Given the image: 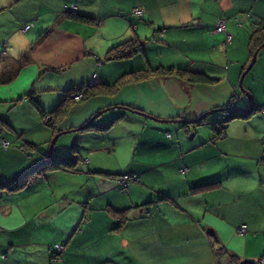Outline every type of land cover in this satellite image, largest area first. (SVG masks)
Segmentation results:
<instances>
[{
  "label": "crops",
  "instance_id": "0c3cea01",
  "mask_svg": "<svg viewBox=\"0 0 264 264\" xmlns=\"http://www.w3.org/2000/svg\"><path fill=\"white\" fill-rule=\"evenodd\" d=\"M72 4L75 11L65 9ZM220 15L230 42L214 30ZM28 21L33 26L21 29ZM261 26L264 0H0V138L9 141L0 147L1 182L45 153L30 155L16 142L26 132L36 145L28 132L47 125L26 94L49 111L71 87L86 82L93 90L54 129L47 125L48 137L74 128L63 142L76 140V169H47L0 190V264H238L243 257L264 264V102L256 103L264 44L241 79L251 107L238 85ZM134 35L140 51L104 59L108 47ZM158 66L215 79L151 71ZM142 68L148 76L135 78ZM230 101L257 109L230 118L214 138L210 121L183 122ZM89 118L113 120L105 129H75ZM122 171L137 179L120 189ZM117 210L125 215L118 227Z\"/></svg>",
  "mask_w": 264,
  "mask_h": 264
},
{
  "label": "trees",
  "instance_id": "16d2710c",
  "mask_svg": "<svg viewBox=\"0 0 264 264\" xmlns=\"http://www.w3.org/2000/svg\"><path fill=\"white\" fill-rule=\"evenodd\" d=\"M30 22H32V26H33V21H30ZM262 41H264V26L258 27L257 29H255L251 33L250 45H251L252 49L255 50L257 48V46ZM141 49H142V42L137 38V36L134 35V36H131L127 39L121 40L115 44H112L110 47H108V49L105 52L104 59L129 57V56L133 55L134 53H137ZM155 70L159 73H174L177 76L185 78V79L190 80V81H211V80L215 79L214 77L208 76L207 74H205L203 72L193 71V70H190L187 68H179V67L172 68L171 66H169V67L158 66V67L154 68V70H151V71H155ZM148 74H149L148 69L142 68V69L137 70V74H136L135 78L146 77V76H148ZM121 80H122V77L118 78L117 80H115V82L113 84L108 85V87L116 88L117 85L121 82ZM80 86L81 87L84 86L85 88L83 89L82 94L79 98H73V96L71 95L73 89L71 87L66 91L65 96L60 101H58V103L55 105V107H53L49 111H45L40 107V105L38 104V101L36 100L35 96L32 95L31 92L27 93L26 97L36 107V109L40 112L42 119H43V116L45 114L49 115V118L45 121L43 120V122H45V124L51 126L52 129H54L56 127V125H55L56 119L60 118L66 112V110L68 109V107L71 105V103L73 101L80 100V99L92 94L93 90H92V88L89 87V85H87L86 82L81 83ZM253 109H257V106H254L252 109L251 108H248V109L237 108V107H233V106H223L222 108H213V110L211 109L212 111H210V112L213 114L217 113L218 111H221L220 114L217 113L218 116L211 117L209 115L210 112H206V113L204 112L201 115H199V116H197L191 120L185 119V120H183V122L189 121L190 123L194 124V123H200V122L205 121V120L210 121L212 130H213V134H212L211 138H214V137L219 136L223 133L222 132L223 127H224L225 123L230 118L235 117V116H247L252 112ZM112 120L113 119L111 118V119L103 121V122L95 123V122H93L92 118H89L87 121H85L80 126H78V128H75V129L76 130L105 129L109 126V124L112 122ZM56 130L57 131H52L51 137L55 133L59 132L61 129H56ZM8 143H9V141H8ZM54 143H55V140H54L53 145L50 149V153L47 157H46V152H47L46 151L44 153V156L42 158L38 159L34 163V165L31 168L24 171V173L18 175L16 178L10 180L9 182H1L0 181V190H2L3 188L13 189V188L20 187L21 185H23L27 181L33 179L38 174L43 173V171H45L47 169H53V168H60V169H65V170L76 169L77 161L80 159V157H79L80 155L78 154V149L76 146V141L73 140L71 142V144L69 146L70 152L68 153V155H64V156H60L59 154H56L54 152ZM33 145H35V144H33ZM124 173L130 174L133 172L122 171L115 176V180L118 176H120ZM132 180H136V179H132ZM211 183L212 182L203 183V184L194 186L192 189L194 190V189H198L200 187L208 186V185H211ZM116 186H117V184H116ZM122 212H123V210H117V212L115 213L116 220H117L116 227H118L120 225V223H122L124 221L125 215H123ZM52 256L53 255L51 254V258H53ZM57 258H59V256L56 258H53V259H57Z\"/></svg>",
  "mask_w": 264,
  "mask_h": 264
},
{
  "label": "built area",
  "instance_id": "2783aa9c",
  "mask_svg": "<svg viewBox=\"0 0 264 264\" xmlns=\"http://www.w3.org/2000/svg\"><path fill=\"white\" fill-rule=\"evenodd\" d=\"M64 7H65V9H68V10H73V11L76 10V5H74V4H72L70 6H66L65 5ZM132 10L134 12H136V13L140 12L139 7H137V6H134L132 8ZM31 26H32V22H30V21L24 22L22 24V26H21V29H27V28H29ZM214 30L215 31H224V33H225V42H230L231 34L225 30V17L224 16H222V15L218 16V18L216 19V22L214 24ZM84 88H85L84 86L83 87L75 86L74 88H72L73 91H72L71 95L73 96V98H79L81 96L82 91H83ZM231 105H233L232 101H230L227 104V106H231ZM261 109L264 110V108H261ZM48 118H49L48 114H45L43 116V120L44 121L47 120ZM7 145H8V140L3 138V137L0 138V147L5 148ZM132 179H137L136 174H134V173H130V174L129 173H124V174H122V175H120V176H118L116 178V184H117V186L120 189H122V188L125 187V185L128 183V181H130ZM245 228H246V225L244 223H241L238 226L237 229H238V231L242 232V231L245 230ZM61 249H62V245L60 243H58V242H55L53 244V252H52L53 256L52 257L53 258L58 257L59 256V252H60ZM261 263H262V259L260 258L259 259V264H261Z\"/></svg>",
  "mask_w": 264,
  "mask_h": 264
},
{
  "label": "rangeland",
  "instance_id": "374dc122",
  "mask_svg": "<svg viewBox=\"0 0 264 264\" xmlns=\"http://www.w3.org/2000/svg\"><path fill=\"white\" fill-rule=\"evenodd\" d=\"M77 86H80V85H77ZM263 102H264V94L261 92L260 94H258V98L256 100V103L261 104ZM258 111L261 112V110H258ZM41 123L44 126L43 120H41ZM46 126L47 125H45V133L37 131V130L28 132V134L31 133L30 137H32V139H33V140H29V141L35 142L36 146H34V145L32 146L30 143L28 144V139L25 138L26 132H23V134L20 135L19 138H17L16 142L23 141V143H24L23 146L25 147V149L26 150L31 149L30 150L31 152H29L30 155L38 152V153H40V156H42L41 152H46L49 149V143L51 140V136H49V137L47 136V132L50 130V128L48 126L47 127ZM67 134H70L69 131L61 132L57 135L56 140H55L54 152L56 154H59L60 156L68 155V153L70 152L68 146H70L71 143L70 144L67 143V145H66V142H63V140L68 136Z\"/></svg>",
  "mask_w": 264,
  "mask_h": 264
},
{
  "label": "water",
  "instance_id": "95a60500",
  "mask_svg": "<svg viewBox=\"0 0 264 264\" xmlns=\"http://www.w3.org/2000/svg\"><path fill=\"white\" fill-rule=\"evenodd\" d=\"M262 44H264V41H262L261 43H260V45H262ZM256 50H257V48L254 50V52L252 53V56H251V59H250V61H249V63H248V65L245 67V69L242 71V73H241V75H240V77H239V80H238V85L240 86V89L242 90V92H243V94H245V95H247L248 96V99H249V101H250V107H251V104H252V97L250 96V95H248L249 93H248V90H244L242 87H241V79H242V77H243V74L246 72V70L249 68V66H250V64H251V62L253 61V57H254V55H255V52H256ZM248 93V94H247ZM250 107H247L246 109H248V108H250ZM213 110V109H212ZM212 110H207L206 112H210V111H212ZM205 112V113H206ZM72 129H74V128H72ZM72 129H66V130H63V131H68V130H72ZM60 132H62V130L61 131H59V132H57V133H55L52 137H51V140H50V143H49V149L47 150V152H46V157L49 155V153H50V149H51V147H52V145H53V142H54V140L56 139V137H57V135L60 133ZM24 173V172H23ZM22 174V173H21ZM20 175V174H19ZM17 176H15L14 178H16ZM14 178H12V179H14ZM10 180H7V182H9ZM238 264H254V260H253V258H251V257H243L242 259H240L239 260V262H238Z\"/></svg>",
  "mask_w": 264,
  "mask_h": 264
}]
</instances>
